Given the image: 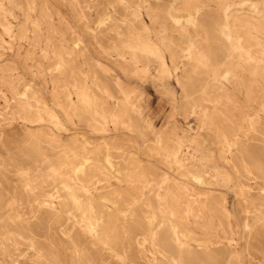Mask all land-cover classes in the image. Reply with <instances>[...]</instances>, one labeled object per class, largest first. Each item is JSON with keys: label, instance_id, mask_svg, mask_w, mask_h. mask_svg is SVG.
Masks as SVG:
<instances>
[{"label": "rangeland", "instance_id": "374dc122", "mask_svg": "<svg viewBox=\"0 0 264 264\" xmlns=\"http://www.w3.org/2000/svg\"><path fill=\"white\" fill-rule=\"evenodd\" d=\"M189 1L0 0V264H264V117L223 81L246 31Z\"/></svg>", "mask_w": 264, "mask_h": 264}, {"label": "bare ground", "instance_id": "6f19581e", "mask_svg": "<svg viewBox=\"0 0 264 264\" xmlns=\"http://www.w3.org/2000/svg\"><path fill=\"white\" fill-rule=\"evenodd\" d=\"M191 1V0H190ZM189 1V2H190ZM223 1V0H222ZM225 1V0H224ZM227 2L225 3V5H224V9L222 10L223 11V15H224V19H225V24H226V26H225V30L226 29H228V25H229V23H230V21H238V18H237V14H241V18H240V20H239V23L242 25V27L244 28V30L246 31V36H245V39H241V38H239L238 39V41H237V43H238V46H239V50H240V52L241 51H243L242 52V56H243V59H242V62H241V65L240 66H238L239 68V72L235 75V73H233L232 71H229V70H226L225 69V73H224V75H223V81H224V83L225 82H227L229 79H233V80H235V81H237L238 82V85L240 86V88L242 89L241 91H245V96H243V97H245L246 98V102H248V103H255V104H257V106L259 107L258 109H260L259 111H261V113L263 114V117H264V3L261 5L260 4V2L261 1H264V0H226ZM185 2V1H184ZM29 8V7H28ZM196 9V8H195ZM204 11V10H203ZM198 15H199V9H197V10H195V13H189L188 14V16H187V20H186V23L189 25V28L190 27H192L193 29H196L197 28V21H199L198 20ZM170 18H171V16H170ZM201 18H202V15H201ZM180 19V18H179ZM172 20V19H171ZM175 21H177V20H175L174 19V22ZM201 21V20H200ZM221 21H222V19H221ZM173 22V23H174ZM213 22V21H212ZM211 22V23H212ZM216 22V21H215ZM215 22H214V24H215ZM201 23V22H200ZM202 23H204V22H202ZM209 23V22H208ZM219 24H220V22H218ZM175 24H177V22L175 23ZM180 24V23H179ZM213 24V23H212ZM217 24V23H216ZM215 24V25H216ZM208 25V24H207ZM209 26V25H208ZM213 26V25H212ZM219 26V25H218ZM204 27V26H203ZM206 27V26H205ZM211 28V27H210ZM209 28V29H210ZM212 28H215V27H212ZM221 28V27H220ZM232 28V27H231ZM233 29V28H232ZM231 29V30H232ZM234 29H237V28H234ZM6 30V29H5ZM5 30H3V31H5ZM189 30V29H188ZM216 30V29H215ZM243 30V29H242ZM7 31V30H6ZM195 31V30H194ZM202 31H203V29H202ZM207 31V30H206ZM214 31V30H213ZM235 31H237V30H235ZM9 32V31H8ZM198 32V31H197ZM208 32V31H207ZM210 32V31H209ZM216 32V31H215ZM218 32H219V30H218ZM222 32V31H221ZM225 32V31H224ZM237 32H239V31H237ZM210 33H212V32H210ZM228 33V32H227ZM213 34V33H212ZM211 34V35H212ZM216 34V33H215ZM235 34H236V32H235ZM234 34V35H235ZM217 35V34H216ZM237 35H238V33H237ZM236 35V36H237ZM182 36V35H181ZM184 36V35H183ZM195 36V35H194ZM202 36V35H201ZM215 36V35H214ZM223 36V35H222ZM195 37H197V35L195 36ZM210 37V36H209ZM199 38V37H198ZM198 38H196V39H198ZM202 38V37H201ZM214 38H216V37H214ZM226 38H227V35H226ZM236 38H238V37H236ZM191 39H193V38H191ZM223 39H225V38H223ZM233 39V38H232ZM194 40V39H193ZM203 40V39H202ZM210 40V39H209ZM19 41V40H18ZM195 41V40H194ZM198 41V40H197ZM201 40H199V42H200ZM233 41H235V40H233ZM209 42V41H208ZM226 42V41H225ZM232 42V41H231ZM236 42V41H235ZM197 43V42H196ZM205 43H206V41H205ZM228 43V42H227ZM233 44V43H232ZM231 44V45H232ZM194 45V44H193ZM243 45H245V46H243ZM192 46V45H191ZM196 47V46H195ZM198 47H201L200 45L198 46ZM234 47H235V45H234ZM189 48H191V47H189ZM208 48V47H207ZM237 49V48H236ZM188 50V49H187ZM191 50H192V48H191ZM194 50V49H193ZM192 50V51H193ZM198 50V49H197ZM199 50H200V48H199ZM202 50V49H201ZM205 49H203V51H204ZM209 50V49H208ZM214 50H215V48H214ZM196 51V50H195ZM221 51V50H220ZM219 51V52H220ZM205 52H206V50H205ZM235 52V51H234ZM215 53H216V51H215ZM222 53V52H221ZM198 54H199V52H198ZM209 54V53H208ZM210 54H213V53H210ZM216 54H218V52L216 53ZM220 54V53H219ZM225 55V53L223 54V56ZM188 56H189V54H188ZM226 56V55H225ZM228 56V55H227ZM238 56V55H237ZM236 56V57H237ZM202 57V56H201ZM204 57H206V56H204ZM219 57H221V56H219ZM240 57V56H239ZM209 58H211V57H209ZM213 58V57H212ZM215 58H217V57H215ZM214 59V58H213ZM219 60H217L218 62H220V58H218ZM226 59V58H225ZM237 59H238V57H237ZM215 60V59H214ZM213 60V61H214ZM223 60V59H222ZM239 61V60H238ZM203 62H205V61H203ZM208 62V61H207ZM234 62V61H233ZM239 63V62H238ZM237 63V64H238ZM200 64V63H199ZM207 64V63H206ZM224 64V63H223ZM222 64V65H223ZM203 65V64H202ZM205 65V64H204ZM239 65V64H238ZM235 66L236 65H234V68H235ZM205 67H206V65H205ZM237 67V66H236ZM209 68V67H208ZM212 68V67H211ZM211 68H209V69H211ZM219 68V67H218ZM224 68V67H223ZM212 71V70H211ZM220 71V70H219ZM224 71V70H223ZM222 72V71H221ZM215 75V74H214ZM218 75H216L215 76V79H216V77H217ZM214 79V78H213ZM193 82V81H192ZM207 84V83H206ZM218 84V83H217ZM193 85V84H192ZM191 85V86H192ZM211 85V84H210ZM200 86V85H199ZM205 86V85H204ZM235 87V86H234ZM224 88V87H223ZM239 88V89H240ZM194 90V89H193ZM205 90V89H204ZM215 90V89H214ZM218 90V89H217ZM77 91V90H76ZM219 91H221V89L219 90ZM192 92V91H191ZM195 92V91H194ZM206 92H207V90H206ZM205 92V93H206ZM78 93V92H77ZM241 93V92H240ZM195 94V93H194ZM80 95H81V93H80ZM80 95H79V98H80ZM200 95V94H199ZM215 95V94H214ZM203 96V95H202ZM217 96V95H216ZM88 97V96H87ZM204 97V96H203ZM217 97H219V96H217ZM78 98V99H79ZM77 99V98H76ZM81 99V98H80ZM89 99V98H88ZM88 99H86V100H88ZM91 99V98H90ZM216 99V98H215ZM222 99V98H221ZM81 101V100H80ZM90 101V100H89ZM92 101H93V99H92ZM221 101V100H220ZM228 101V100H227ZM79 102V101H78ZM229 102V101H228ZM27 103V102H26ZM82 103V102H81ZM226 103V102H225ZM93 104V103H92ZM81 105H83V104H81ZM219 105V104H218ZM230 105V104H229ZM219 106H221V105H219ZM84 107V106H83ZM88 107H90L89 105H88ZM217 108V107H216ZM68 109V108H67ZM86 109V108H85ZM89 109V108H88ZM88 109H86L87 110V112H88ZM96 109V108H95ZM94 109V111H96ZM93 110V109H92ZM214 110H215V108H214ZM93 111V112H94ZM217 111V110H216ZM93 112H91V113H93ZM116 112V111H115ZM98 113H100V112H98ZM103 113V112H102ZM114 113V112H113ZM204 113V112H203ZM207 113V112H206ZM260 113V114H261ZM89 114V113H88ZM103 114H105V113H103ZM116 114H117V112H116ZM119 114V113H118ZM118 114H117V116H118ZM209 114V113H208ZM254 114V113H253ZM94 115V114H93ZM111 115V114H110ZM123 115H125V114H123ZM219 115V114H218ZM255 115V114H254ZM55 116V115H54ZM95 116V115H94ZM244 116V115H243ZM93 117V116H92ZM101 117V116H100ZM112 117V116H111ZM211 114H209V115H205L204 116V123H209L211 126H213V122H214V120H213V122L211 121ZM93 118H95V117H93ZM96 118H97V116H96ZM118 118V117H117ZM117 118H116V120H117ZM251 118V117H250ZM253 118V117H252ZM103 119V118H102ZM219 119V118H218ZM257 119H258V116H257ZM103 120H105V119H103ZM248 120H249V118H248ZM260 120V119H259ZM101 121V120H100ZM244 121V120H243ZM250 121V120H249ZM253 121V120H252ZM251 121V122H252ZM202 122V123H203ZM250 122V123H251ZM256 122H258V121H256ZM223 124V123H222ZM239 124V123H238ZM104 125V124H103ZM204 125V124H203ZM243 125V124H242ZM2 126V125H1ZM202 126V125H201ZM210 126V127H211ZM240 126V125H239ZM214 127V126H213ZM216 127V126H215ZM233 127V126H232ZM231 127V128H232ZM250 127V126H249ZM208 128H209V126H208ZM220 128V127H219ZM128 129V128H127ZM207 129V128H206ZM231 137V136H230ZM232 140H230V139H228L227 137H225V136H223V138H222V144H224L225 146H227V147H229V149H230V147H238V136L236 135L235 137H234V139L233 138H231ZM221 143V142H220ZM87 144V143H86ZM221 144V145H222ZM103 146V145H102ZM98 148V147H97ZM100 148H101V145H100ZM104 148H105V146H104ZM176 148V147H175ZM106 149H107V147H106ZM104 150V149H103ZM105 151V150H104ZM226 152H228V151H226ZM179 153H180V151H176V152H174V156H175V160L177 159V157H178V155H179ZM220 153V152H219ZM108 154V153H107ZM172 154H173V152H172ZM170 156V155H169ZM106 158H108V157H106ZM106 158H105V161H106ZM170 158V157H169ZM108 160H110L109 158H108ZM168 160V159H167ZM170 160V159H169ZM224 160V159H223ZM171 161V160H170ZM179 162H180V160H179ZM170 163V162H169ZM242 163H243V165H244V168L246 169V171L249 173L250 171H249V166H248V162L246 161V159H242ZM84 164V163H83ZM85 164H87V163H85ZM84 164V165H85ZM109 164V163H108ZM178 164V163H177ZM186 165V164H185ZM228 165V164H227ZM90 166V165H89ZM83 167V166H82ZM91 167V166H90ZM111 167V166H110ZM174 167V166H173ZM179 167V166H178ZM178 167H176L175 166V168L177 169ZM94 168H95V166H94ZM184 168V167H183ZM182 168V169H183ZM90 169V171H91V168H89ZM97 170V169H96ZM179 170V169H178ZM184 170H185V168H184ZM90 171L89 172H87V173H90ZM95 171V170H94ZM142 172H144V171H142ZM184 172V171H183ZM179 173V172H178ZM93 174V173H92ZM98 174V173H97ZM181 174V173H180ZM185 174V173H184ZM90 175V174H89ZM140 175V174H139ZM138 175V176H139ZM142 175V174H141ZM186 175V174H185ZM250 175V174H249ZM86 176H87V174H86ZM143 176V175H142ZM142 176H140V177H142ZM146 176V175H145ZM183 176V175H182ZM88 177V176H87ZM91 177V176H90ZM92 177H95L94 175L92 176ZM167 177V176H166ZM191 177V176H190ZM144 177H142V179H143ZM163 178V177H162ZM164 178H165V176H164ZM170 178V177H169ZM183 178V177H182ZM76 179V178H75ZM189 179V178H188ZM187 179V180H188ZM145 179H143V181H144ZM186 180V181H187ZM185 181V180H184ZM147 182V181H146ZM169 182V181H168ZM188 182V181H187ZM195 182V181H194ZM183 183V182H182ZM193 183V182H192ZM172 184H173V182H172ZM177 184V183H176ZM184 184V183H183ZM187 184V183H186ZM165 185V184H164ZM167 186V185H166ZM177 188H180V187H177ZM164 189V188H163ZM185 190V189H184ZM188 190V189H187ZM193 190V189H192ZM162 191V190H161ZM164 191V190H163ZM176 191V190H175ZM180 191V190H179ZM186 191V190H185ZM85 192V191H84ZM140 192H141V190H140ZM165 192H166V190H165ZM181 192V191H180ZM182 192H183V190H182ZM194 192V191H193ZM158 193V192H157ZM161 193V192H160ZM188 193H191L190 191H188ZM180 194V193H179ZM193 194V193H192ZM191 194V195H192ZM120 194H118V196H119ZM128 195H130V194H128ZM137 195V194H136ZM140 195V194H139ZM158 195V194H157ZM49 196V195H48ZM132 196H134V195H132ZM143 196H144V194H143ZM148 196V195H147ZM169 196V195H168ZM177 196V195H176ZM181 196V195H180ZM186 196V195H185ZM195 196V195H194ZM211 196V195H210ZM209 196V197H210ZM50 197H51V195H50ZM120 197H121V195H120ZM135 197V196H134ZM153 197V196H152ZM155 197V196H154ZM171 197V196H170ZM175 197V196H174ZM173 197V198H174ZM183 197V196H182ZM189 197V196H188ZM197 197V196H196ZM195 197V198H196ZM129 198V197H128ZM149 198H150V196H149ZM48 199H51V198H49L48 197ZM132 199V198H131ZM141 199V198H140ZM145 199H146V197H145ZM156 199V198H155ZM165 199V198H164ZM163 199V200H164ZM172 199V198H171ZM188 199V198H187ZM190 199V198H189ZM193 199V198H192ZM198 199V198H197ZM209 199V198H208ZM139 200V199H138ZM138 200H137V202H138ZM149 200V199H148ZM168 200V199H167ZM183 200V199H182ZM207 200V199H206ZM127 201V200H126ZM134 201V200H133ZM142 201V200H141ZM144 201V200H143ZM156 201H159V200H156ZM171 201H174V200H171ZM187 201V200H186ZM193 201V200H192ZM187 201V202H185V207L182 209V218L183 219H185V220H189L190 218H194L195 220H199V219H201L203 216H204V210H205V205H201L202 203H201V201L199 202V203H201V204H199L197 201L198 200H196V201ZM209 201V200H208ZM212 201V200H211ZM150 202V201H149ZM177 202V200L175 199V203ZM181 202V204L183 203L182 201H180ZM204 203V202H203ZM208 203V202H207ZM77 204V203H76ZM133 204H135V203H133ZM142 204H143V202H142ZM141 204V205H142ZM147 204H148V202H147ZM146 204V205H147ZM156 204H157V202H156ZM159 204V203H158ZM173 204H174V202H173ZM177 204V203H176ZM213 204V203H212ZM217 204V203H216ZM219 204V203H218ZM226 204V203H225ZM225 204H224V201H223V203H220V205L218 206V208H220L221 209V211L225 214V216L228 218L229 217V213L227 212V210H226V207H225ZM126 205V204H125ZM163 205H165V203L163 204ZM89 206V205H88ZM128 206V205H127ZM137 206V205H136ZM143 206H144V204H143ZM150 206H151V204H150ZM166 206V205H165ZM175 206V205H174ZM181 206V205H180ZM206 206H208V208H209V205H206ZM211 206V205H210ZM213 206V205H212ZM129 207V206H128ZM135 208V207H134ZM174 208V207H173ZM176 208V207H175ZM174 208V209H175ZM207 208V209H208ZM213 208V207H212ZM163 210V209H162ZM173 211V210H172ZM211 211V210H210ZM220 211V210H219ZM180 212V213H181ZM247 212V211H246ZM209 213V212H208ZM207 213V214H208ZM172 214V213H171ZM211 214V213H210ZM212 215V214H211ZM178 216V215H177ZM171 217V216H170ZM172 218H174V217H172ZM171 219V218H170ZM88 222V221H87ZM208 223H209V220L207 221ZM86 223V222H85ZM150 223V222H149ZM152 223V222H151ZM155 226V225H154ZM231 226V225H230ZM147 227H149V226H147ZM150 227H152V226H150ZM210 227V226H209ZM87 229V228H86ZM155 229V228H154ZM49 230V229H48ZM174 230V229H173ZM149 231H150V229H149ZM68 233H69V231H68ZM89 233V232H88ZM172 233H174V231L172 232ZM171 233V234H172ZM150 234V233H149ZM160 236V235H159ZM172 236V235H171ZM175 236V235H174ZM236 236V235H235ZM145 238V237H144ZM150 238V237H149ZM158 234H157V231L156 232H153L152 233V235H151V245H152V247H154V248H156L157 247V241H158ZM169 238V237H168ZM170 239H171V237H170ZM174 239V238H173ZM150 241V240H149ZM168 241V240H167ZM174 241L176 242V240L174 239ZM212 241V240H211ZM216 241V240H215ZM137 242V241H136ZM145 242V241H144ZM148 243V242H147ZM179 243V242H178ZM177 242H176V244H178ZM137 244V243H136ZM161 244V243H160ZM168 244H170V243H168ZM174 244V243H173ZM181 244V243H180ZM201 244V243H200ZM214 244V243H213ZM212 243H211V245H213ZM147 245V244H146ZM149 245V244H148ZM166 245V244H165ZM215 245V244H214ZM145 246V245H144ZM143 246V247H144ZM151 247V246H150ZM151 247V248H152ZM167 247H169V245L167 246ZM171 247V246H170ZM169 247V248H170ZM177 247H181V246H177ZM145 248V247H144ZM146 248H148V247H146ZM150 248V250H152ZM172 248V247H171ZM170 248V249H171ZM184 248V247H183ZM162 249H163V247H162ZM178 249V248H177ZM144 250V249H143ZM146 250V249H145ZM184 250V249H183ZM160 251V250H159ZM178 251V250H177ZM185 251V250H184ZM151 252V251H150ZM155 252V251H154ZM153 252V253H154ZM161 252V251H160ZM179 252H181V250L179 251ZM166 253V252H165ZM185 253V252H184ZM150 254V253H149ZM152 254V253H151ZM180 253H178V255H179ZM154 256V255H153ZM158 256V255H157ZM163 256V255H162ZM178 257H181L180 255L178 256ZM177 257V258H178ZM182 257H184V256H182ZM151 258V257H150ZM160 258V257H159ZM208 258V257H207ZM181 259V258H180ZM177 260V259H176ZM158 261V260H157ZM181 262V261H180ZM153 263V262H152ZM154 264V263H153Z\"/></svg>", "mask_w": 264, "mask_h": 264}]
</instances>
